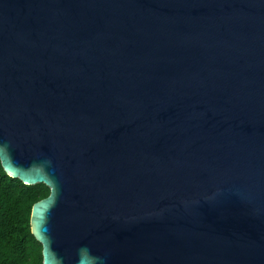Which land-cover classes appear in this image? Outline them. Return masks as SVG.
I'll return each mask as SVG.
<instances>
[{
  "label": "water",
  "instance_id": "obj_1",
  "mask_svg": "<svg viewBox=\"0 0 264 264\" xmlns=\"http://www.w3.org/2000/svg\"><path fill=\"white\" fill-rule=\"evenodd\" d=\"M0 162L44 264H264V0H0Z\"/></svg>",
  "mask_w": 264,
  "mask_h": 264
},
{
  "label": "trees",
  "instance_id": "obj_2",
  "mask_svg": "<svg viewBox=\"0 0 264 264\" xmlns=\"http://www.w3.org/2000/svg\"><path fill=\"white\" fill-rule=\"evenodd\" d=\"M49 194L44 184L28 186L6 175L0 162V264H44L30 219L33 205Z\"/></svg>",
  "mask_w": 264,
  "mask_h": 264
}]
</instances>
